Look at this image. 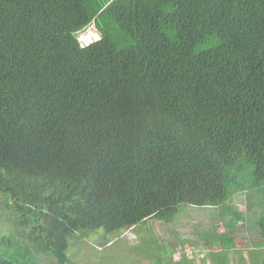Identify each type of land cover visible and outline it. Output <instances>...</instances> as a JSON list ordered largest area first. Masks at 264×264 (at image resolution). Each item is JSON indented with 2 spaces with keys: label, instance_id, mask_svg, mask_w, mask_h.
I'll list each match as a JSON object with an SVG mask.
<instances>
[{
  "label": "trees",
  "instance_id": "1",
  "mask_svg": "<svg viewBox=\"0 0 264 264\" xmlns=\"http://www.w3.org/2000/svg\"><path fill=\"white\" fill-rule=\"evenodd\" d=\"M263 188L264 0H0V264Z\"/></svg>",
  "mask_w": 264,
  "mask_h": 264
},
{
  "label": "rangeland",
  "instance_id": "2",
  "mask_svg": "<svg viewBox=\"0 0 264 264\" xmlns=\"http://www.w3.org/2000/svg\"><path fill=\"white\" fill-rule=\"evenodd\" d=\"M77 38L86 47L100 35L90 25ZM9 205V199L0 194V239L14 236L12 246L25 247V226H17V214ZM228 207L179 204L168 223L152 218L111 234L103 230L76 233L66 256L74 264H250L255 255L253 264H262L264 246L257 242L254 221L255 216L257 220L264 217V188L234 193ZM233 213L244 218L238 220ZM36 257L39 264H58L49 256Z\"/></svg>",
  "mask_w": 264,
  "mask_h": 264
}]
</instances>
